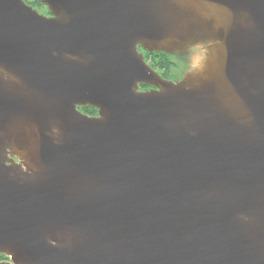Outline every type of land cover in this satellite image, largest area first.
I'll return each instance as SVG.
<instances>
[{"label": "water", "instance_id": "95a60500", "mask_svg": "<svg viewBox=\"0 0 264 264\" xmlns=\"http://www.w3.org/2000/svg\"><path fill=\"white\" fill-rule=\"evenodd\" d=\"M39 1L0 0V264H264V0Z\"/></svg>", "mask_w": 264, "mask_h": 264}, {"label": "trees", "instance_id": "16d2710c", "mask_svg": "<svg viewBox=\"0 0 264 264\" xmlns=\"http://www.w3.org/2000/svg\"><path fill=\"white\" fill-rule=\"evenodd\" d=\"M142 52L144 54L145 60L149 61L150 66L157 70L162 77H168L170 75L172 64V62L170 61V54L163 52H147L144 50ZM82 110L87 114H93L96 111V109L92 106L83 107Z\"/></svg>", "mask_w": 264, "mask_h": 264}, {"label": "rangeland", "instance_id": "374dc122", "mask_svg": "<svg viewBox=\"0 0 264 264\" xmlns=\"http://www.w3.org/2000/svg\"><path fill=\"white\" fill-rule=\"evenodd\" d=\"M26 1V0H25ZM27 2H29L31 4V6L33 5L34 8H36V10H38L39 12L43 13L45 10H47L46 6L44 5V3L38 1V0H27ZM143 51V50H141ZM145 51V50H144ZM145 59V58H144ZM170 61L172 62L171 64V72L169 76L174 75L177 70L180 69V64L176 62V60L174 59V57L170 54ZM148 63H150L149 61H146ZM157 71V70H156ZM82 110V109H81ZM83 111V110H82ZM83 113L87 114L86 112L83 111ZM7 261V260H6Z\"/></svg>", "mask_w": 264, "mask_h": 264}, {"label": "flooded vegetation", "instance_id": "af4514ba", "mask_svg": "<svg viewBox=\"0 0 264 264\" xmlns=\"http://www.w3.org/2000/svg\"><path fill=\"white\" fill-rule=\"evenodd\" d=\"M39 1V0H38ZM27 4H29V5H31L29 2H27V0L25 1ZM45 6H46V4H44ZM32 7H34L33 5H32ZM46 8H47V6H46ZM36 9V8H35ZM38 11V10H37ZM39 12V11H38ZM41 13V12H40ZM42 14H44L45 16H51L50 15V13H49V11H48V8H47V10H45ZM141 49V48H140ZM143 50V49H142ZM164 77V76H163ZM180 77L181 76H179V77H177V78H173V76H168V77H164V78H166V79H169V80H175V79H180ZM143 85H145V84H140V89H147V88H149L150 86H148V85H145V86H143ZM86 106H89V105H86ZM86 106H80V107H78V109L80 110V111H82L81 109L83 108V107H86ZM83 112V111H82ZM96 113H97V110L95 111V113H93V114H88V115H96ZM6 260H8V258L6 257V256H4V255H0V261H6Z\"/></svg>", "mask_w": 264, "mask_h": 264}]
</instances>
